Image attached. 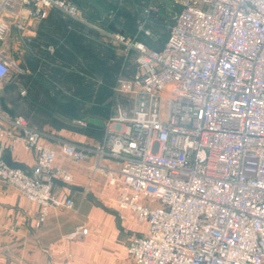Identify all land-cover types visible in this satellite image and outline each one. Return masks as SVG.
<instances>
[{"label":"built area","instance_id":"obj_1","mask_svg":"<svg viewBox=\"0 0 264 264\" xmlns=\"http://www.w3.org/2000/svg\"><path fill=\"white\" fill-rule=\"evenodd\" d=\"M174 2L180 9L159 50L137 35L104 33L135 72L119 79L122 99L102 140L60 141L61 153L74 162L95 157L121 188L119 209L148 225L127 245L133 264H264V0ZM52 10L89 25L71 0H0V42L12 23L24 34ZM11 68L22 72L0 50V85ZM44 136L0 110V142L36 154L30 173L0 155V181L39 206L37 226L51 210L74 206L53 191L72 175L56 167Z\"/></svg>","mask_w":264,"mask_h":264},{"label":"crops","instance_id":"obj_2","mask_svg":"<svg viewBox=\"0 0 264 264\" xmlns=\"http://www.w3.org/2000/svg\"><path fill=\"white\" fill-rule=\"evenodd\" d=\"M71 1L77 5V0ZM84 15L88 26L103 34L111 33L89 22L85 12ZM41 22L33 21L24 34L32 32L29 38L34 37ZM42 131L45 136L40 143L57 153L56 167L72 175L70 183L56 179L53 191L58 196L71 197L74 206L51 210L46 221L37 226L39 206L0 181V264H133L127 245L134 237L146 235L148 225L139 223L131 210L119 209L117 199L121 188L108 183L106 174L96 168L95 157L74 162L61 153L60 141L88 146L102 139L48 127ZM0 148V155L11 166L32 171L34 151L19 147L10 152L1 142ZM80 228H88V234L69 237Z\"/></svg>","mask_w":264,"mask_h":264},{"label":"trees","instance_id":"obj_3","mask_svg":"<svg viewBox=\"0 0 264 264\" xmlns=\"http://www.w3.org/2000/svg\"><path fill=\"white\" fill-rule=\"evenodd\" d=\"M93 1L77 0L89 22L107 32H113L118 24L122 26L117 18H103ZM115 2L120 4V0ZM156 2L166 10L179 11L169 1ZM129 33L133 34L131 30ZM139 39L158 50L165 44L155 47L152 41L147 42L142 36ZM167 39L168 36L164 41ZM25 45L27 51L19 66L22 72L16 73L2 89L6 112L41 130L48 127L102 139L104 123L114 115L116 101L122 99L116 88L119 79L127 76L125 67L129 60L118 54L101 31L58 10L49 13Z\"/></svg>","mask_w":264,"mask_h":264},{"label":"rangeland","instance_id":"obj_4","mask_svg":"<svg viewBox=\"0 0 264 264\" xmlns=\"http://www.w3.org/2000/svg\"><path fill=\"white\" fill-rule=\"evenodd\" d=\"M156 1L158 0H120V4L115 2V0H94L93 2L101 9L103 17L117 18V21L122 22V26L119 24L116 25L114 27L115 30L111 33L137 35L138 38L142 36L145 41H152L156 45L155 47H160V45L166 43L164 39L169 34L168 31L173 23L175 11L171 8L166 10ZM166 1L171 2L173 8H179L174 0ZM35 22L39 21L36 20ZM33 28L35 29L36 26ZM130 30L133 34L129 33ZM147 31L150 35L145 33ZM31 35H33L32 32H27L26 34L18 33L12 23L9 31L4 36V40L0 42V50L10 60L20 66L26 52L25 40ZM114 46L117 48L118 54L121 55L120 47L117 45ZM125 72L127 76H131L135 72L132 62L128 61ZM16 73L18 71L11 68L7 79L0 85L1 111L6 112L7 110L4 103H2V89Z\"/></svg>","mask_w":264,"mask_h":264},{"label":"water","instance_id":"obj_5","mask_svg":"<svg viewBox=\"0 0 264 264\" xmlns=\"http://www.w3.org/2000/svg\"><path fill=\"white\" fill-rule=\"evenodd\" d=\"M1 149V148H0Z\"/></svg>","mask_w":264,"mask_h":264}]
</instances>
